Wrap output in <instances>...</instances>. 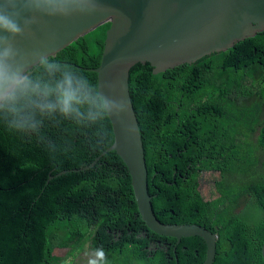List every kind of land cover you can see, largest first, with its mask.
<instances>
[{
  "label": "trees",
  "instance_id": "obj_1",
  "mask_svg": "<svg viewBox=\"0 0 264 264\" xmlns=\"http://www.w3.org/2000/svg\"><path fill=\"white\" fill-rule=\"evenodd\" d=\"M111 25L51 58L75 69L99 96L97 71ZM130 86L158 220L218 235L216 264H264V160L258 157L264 153V32L193 66L155 74L150 63H138ZM81 90L68 81L65 102ZM114 138L109 115L86 123L54 115L30 134L0 123V264H55V251L72 240L79 242L61 264H75L92 241L95 264H205L203 238L179 243L147 227L116 152L74 172L94 163ZM64 171L71 172L56 177ZM206 173L219 174L218 181L251 180L211 199L200 184Z\"/></svg>",
  "mask_w": 264,
  "mask_h": 264
},
{
  "label": "water",
  "instance_id": "obj_2",
  "mask_svg": "<svg viewBox=\"0 0 264 264\" xmlns=\"http://www.w3.org/2000/svg\"><path fill=\"white\" fill-rule=\"evenodd\" d=\"M15 20L0 17V59L23 67L55 58L80 37L111 22L99 74L100 97L121 111L109 114L114 144L110 152L124 161L141 217L163 237L199 236L208 245L205 264H216L219 236L200 225L164 224L154 212L138 114L131 94V71L150 63L159 74L205 57L226 53L238 42L264 32V0H11ZM5 0H0L3 12ZM71 171H64L58 176ZM52 177L49 182L54 179ZM264 254V250H263Z\"/></svg>",
  "mask_w": 264,
  "mask_h": 264
},
{
  "label": "clouds",
  "instance_id": "obj_3",
  "mask_svg": "<svg viewBox=\"0 0 264 264\" xmlns=\"http://www.w3.org/2000/svg\"><path fill=\"white\" fill-rule=\"evenodd\" d=\"M14 7L11 0H5L0 17L15 20ZM68 81L82 90L65 102ZM119 111L118 102L110 106L94 85L68 65L46 58L29 68L7 56L0 59V123L14 132L36 133L42 121L54 115L86 123Z\"/></svg>",
  "mask_w": 264,
  "mask_h": 264
},
{
  "label": "rangeland",
  "instance_id": "obj_4",
  "mask_svg": "<svg viewBox=\"0 0 264 264\" xmlns=\"http://www.w3.org/2000/svg\"><path fill=\"white\" fill-rule=\"evenodd\" d=\"M256 142V140H255ZM258 157L263 161L264 160V153L260 152L258 153ZM259 172L264 174V165H260ZM219 174L217 173H206L204 176H202L200 180L202 192L209 198H216L219 196L220 193H225L228 191H231L233 189L239 188L246 184V182H249L251 180L250 176L247 178L241 176V177H222L220 181H218ZM246 181H245V180ZM256 207L250 208V213H255ZM78 240H72L68 243L67 247L63 250H56L55 251V264H61L60 261L66 257L67 253L74 249L77 244ZM97 253L96 249L94 247L93 241L90 242L87 247L86 251L84 253L79 254V256L75 260V264H95L97 262Z\"/></svg>",
  "mask_w": 264,
  "mask_h": 264
},
{
  "label": "flooded vegetation",
  "instance_id": "obj_5",
  "mask_svg": "<svg viewBox=\"0 0 264 264\" xmlns=\"http://www.w3.org/2000/svg\"><path fill=\"white\" fill-rule=\"evenodd\" d=\"M107 23H109V22H107Z\"/></svg>",
  "mask_w": 264,
  "mask_h": 264
}]
</instances>
